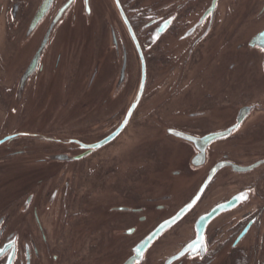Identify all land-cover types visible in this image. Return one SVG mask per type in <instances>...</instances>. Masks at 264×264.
<instances>
[{
	"label": "flooded vegetation",
	"instance_id": "1",
	"mask_svg": "<svg viewBox=\"0 0 264 264\" xmlns=\"http://www.w3.org/2000/svg\"><path fill=\"white\" fill-rule=\"evenodd\" d=\"M0 264H264V0H0Z\"/></svg>",
	"mask_w": 264,
	"mask_h": 264
},
{
	"label": "water",
	"instance_id": "2",
	"mask_svg": "<svg viewBox=\"0 0 264 264\" xmlns=\"http://www.w3.org/2000/svg\"><path fill=\"white\" fill-rule=\"evenodd\" d=\"M48 6H49V5H48ZM47 8H48V7H47ZM169 223H170V222H169ZM169 223H168V224H169ZM166 226H168V225H166ZM152 240H153V238H152L148 243H146V246H147L150 242H152ZM146 246H145V247H146Z\"/></svg>",
	"mask_w": 264,
	"mask_h": 264
}]
</instances>
